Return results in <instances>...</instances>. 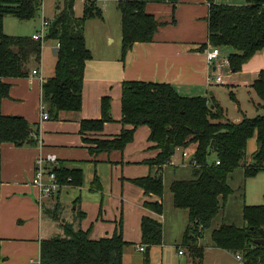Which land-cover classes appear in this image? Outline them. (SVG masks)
I'll list each match as a JSON object with an SVG mask.
<instances>
[{
  "label": "crops",
  "instance_id": "crops-1",
  "mask_svg": "<svg viewBox=\"0 0 264 264\" xmlns=\"http://www.w3.org/2000/svg\"><path fill=\"white\" fill-rule=\"evenodd\" d=\"M246 1L213 0V3L243 6ZM82 3L84 9L85 0ZM99 7L103 15H106L105 18L113 15L117 20L119 40L116 45V40L104 29H101V33L96 31L97 34L91 37L85 30L92 59L85 68L83 106L80 112H63L57 119L50 118V115L48 120L42 118L43 85L55 74L58 51L55 41L45 42L41 63L30 65L28 77L6 80L11 88L9 98L2 102V114L25 118L34 131L39 129V135L35 138V145L19 147L0 142V264H40L41 242L63 236L65 225L89 233L90 240L99 241L112 238L120 224L123 239L127 243L123 264H145L146 246L142 242L144 218L162 224L164 230L162 245L150 250L151 264H174L173 258L177 256L187 257L192 262L195 260L183 245L188 213L174 209L173 195L167 192L166 187L167 183L171 185L181 180L177 178L186 174L184 170L192 168L163 167L159 170L147 165L148 161L154 160L160 153L156 145L149 141L151 131L147 126L136 130L133 142L124 151L92 153L91 148L96 147L93 141L113 140L121 135L122 130L132 128L121 122L122 87L125 82L169 84L182 96L218 101V91L224 86L254 91L252 85L264 71V51L247 62L241 72L233 73L226 62L228 49H222L220 66L210 67L205 51L211 46L208 45L211 3L207 0H179L176 7L172 4L147 5V13L160 24L153 42L135 44L122 61L118 4L102 1ZM13 20L16 19L6 17L4 20V31L9 36L32 37L42 26L32 30L34 25H31V31H28V22L17 23ZM114 44L116 47H113ZM205 45L206 48L202 50ZM35 69L39 70L40 75L31 78ZM213 77H221L223 82L215 84L211 82ZM104 97L111 98L114 121L107 123L102 132L81 133L83 121L101 119ZM179 151L173 157L177 163L182 161L177 158ZM256 151V140L252 139L247 146L249 161ZM47 154L59 157L58 167L80 172L82 181L78 185L71 184V178H68L55 197L41 203L32 180L36 159ZM151 175L162 176L165 184L163 197L147 195L133 183L134 180ZM251 196V191L245 186L243 208L261 203L248 202ZM147 204L161 205L164 212L156 213ZM169 214H172L174 220L170 219ZM205 234L206 231L199 240V247L204 251L202 263L207 261ZM142 246L145 252L139 251ZM174 246L184 247L185 250L178 249L177 254H171ZM207 249L216 250L213 251L216 257L223 256L219 253L220 249L213 246L212 240Z\"/></svg>",
  "mask_w": 264,
  "mask_h": 264
},
{
  "label": "trees",
  "instance_id": "trees-1",
  "mask_svg": "<svg viewBox=\"0 0 264 264\" xmlns=\"http://www.w3.org/2000/svg\"><path fill=\"white\" fill-rule=\"evenodd\" d=\"M56 16L49 20L47 41L60 45L57 51L55 74L43 85L42 103L50 118L57 119L63 112H80L83 106L85 68L92 53L87 47L85 25L91 18L103 19L99 2L112 1L118 4L122 29V61L137 43H152L159 22L147 13L150 3L172 4L179 0H85L84 13L77 17L76 0H61ZM211 3L208 17V45L231 49L228 63L233 73L255 55L264 51V0H247L243 6ZM43 0H0V142L22 147L37 144L31 124L21 116H4L3 100L9 98L11 85L8 79L29 76L32 63L40 65L43 45L27 36H9L4 31L6 17L24 22L37 17ZM207 45L203 46V49ZM122 124L131 126L113 140L93 141L92 153L124 151L133 142L139 127H149V141L160 150L159 155L146 164L162 169L174 157L177 150L195 147L192 159L197 167L192 168V178L176 180L170 185L175 210L188 212V225L183 245L195 257L193 264H202L204 251L199 240L219 217L222 205L234 194L229 183L231 174L244 164L246 178H254L264 172V71L252 85L262 101V114L257 118H245L234 124L214 99L182 96L173 85L125 82L122 87ZM111 98L104 97L101 103L102 117L99 120L83 121L81 133L102 132L107 123L114 121ZM255 139L257 151L248 161L247 146ZM174 147V153L172 151ZM215 160L211 161V157ZM217 162H220L217 165ZM60 183L71 178V184H81L78 171L56 169ZM147 195L163 197L165 184L162 176H148L134 180ZM162 214L161 205H146ZM245 226L221 224L212 230L213 246L233 254H240L244 264H264V246L255 241L261 239L264 229V205L243 208ZM162 224L144 218L142 242L146 246L145 264L150 263V250L163 243ZM127 243L123 239L122 224L112 238L93 241L89 233L64 226V235L41 242L40 264H123Z\"/></svg>",
  "mask_w": 264,
  "mask_h": 264
},
{
  "label": "rangeland",
  "instance_id": "rangeland-1",
  "mask_svg": "<svg viewBox=\"0 0 264 264\" xmlns=\"http://www.w3.org/2000/svg\"><path fill=\"white\" fill-rule=\"evenodd\" d=\"M61 2H62L61 0H43V5L37 17L30 21H24V22H28L27 23V25H29L28 31H31V25H34L32 30H34V27L39 28L42 22L44 21V19L48 21L52 20L54 18L55 13L59 11L57 10V7H59ZM75 9H76L75 11L76 16L82 17L84 13L82 0H76ZM105 16L106 15L104 14L103 19H99V18L89 19L85 25V30L87 31L88 35L90 34L89 37H91L92 35L97 34L96 31L100 32L101 29H104V31L110 32V34L113 36L112 38L116 40V45H117V41L119 40V28L117 25V20L114 18L113 15H111L108 19L105 18ZM13 18L14 17H10V20ZM13 21L20 23V21L17 19ZM116 45L114 44L113 47H116ZM230 50L231 49H228L226 51L227 52L226 54H230L228 53ZM218 92L219 93L217 98H219V100L216 101L224 109L227 119L231 123L239 124L245 118L254 119L263 113L262 110H260L259 108V104H262V101L251 89H245V88L235 89L233 87L224 86ZM194 150L195 147L190 148L188 150V153L192 155ZM182 152L183 151H179L177 153L178 159H182ZM214 160H215V156L211 157V161ZM167 170H170V168ZM184 172H186V174L185 173L182 174L183 176L178 177L177 179L186 180L192 178V169L184 170ZM229 183L234 190V194L229 198V201L226 202L225 206L222 205V209L219 217L213 222L212 227L206 231L204 248L207 253V261L202 264H244V261H240L237 259L236 254L233 253L227 254L222 250H219V253H222L223 256L216 257L214 254L215 252H213L216 250H208L207 245H209V243L211 242V237H210L211 231L214 230L215 228H218L221 224H234L238 227L245 226V222L243 220V214H242L245 186L252 193V196L249 197L252 201L248 200V202H253V203L261 202L260 204H256V206L264 205V196H262V193L264 192V173L259 175L257 178L256 177L246 178L244 174V164H243L240 168H238L231 174ZM169 186L170 183H167L166 184L167 192L171 193L169 190ZM171 211H175V210L171 209ZM179 211L184 214L188 213L186 210H179ZM169 217L171 220H174L172 214H169ZM178 249L185 250L184 247L174 246V249H171L170 251L171 254L172 253L177 254ZM173 263L193 264V262L190 261L189 258L179 257V256H177V258H173ZM196 263L198 264V262Z\"/></svg>",
  "mask_w": 264,
  "mask_h": 264
},
{
  "label": "built area",
  "instance_id": "built-area-1",
  "mask_svg": "<svg viewBox=\"0 0 264 264\" xmlns=\"http://www.w3.org/2000/svg\"><path fill=\"white\" fill-rule=\"evenodd\" d=\"M49 21L44 19L42 22V26L39 31H37L32 38L36 41H40L42 45L44 46L46 36L48 33L49 28ZM60 47V45H57V50ZM207 63L210 67H216L220 66V59L222 57L221 49L216 48L213 46H209L208 49L205 51ZM228 63V61L226 60ZM39 70L35 69L31 73V78L38 77ZM0 80H2L0 78ZM44 82V80L42 79ZM211 82L215 84H221L222 78L217 77L216 79L213 77L211 78ZM41 111H42V118L43 120L49 119V114L47 112L46 106L42 103L41 104ZM182 151V150H181ZM59 164V157L56 154H47L40 156L35 161V172H34V178L32 180V186L36 189L38 193V201L41 203L46 200L55 197L59 191L62 188V184L59 181L58 175L56 173V169ZM220 162H217V165H219ZM197 163L192 159V155L188 153V150H185L182 152V161L181 163H177L176 160L173 158L167 163L164 167H197ZM140 252H145V247L142 246L139 249ZM180 255L183 254L182 251L179 253ZM237 259L240 261H243V258L241 255H237Z\"/></svg>",
  "mask_w": 264,
  "mask_h": 264
},
{
  "label": "water",
  "instance_id": "water-1",
  "mask_svg": "<svg viewBox=\"0 0 264 264\" xmlns=\"http://www.w3.org/2000/svg\"><path fill=\"white\" fill-rule=\"evenodd\" d=\"M172 151L174 153L175 151L174 147H172ZM261 235H262L261 239L255 241V244H257L258 246H264V229H261Z\"/></svg>",
  "mask_w": 264,
  "mask_h": 264
}]
</instances>
